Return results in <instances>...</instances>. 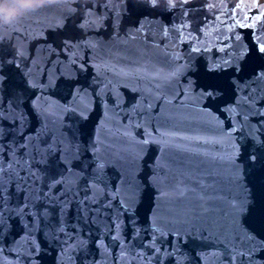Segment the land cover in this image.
Wrapping results in <instances>:
<instances>
[{"label": "water", "instance_id": "obj_1", "mask_svg": "<svg viewBox=\"0 0 264 264\" xmlns=\"http://www.w3.org/2000/svg\"><path fill=\"white\" fill-rule=\"evenodd\" d=\"M25 2L0 0V264H250L264 131L226 129L264 119V0Z\"/></svg>", "mask_w": 264, "mask_h": 264}, {"label": "snow or ice", "instance_id": "obj_2", "mask_svg": "<svg viewBox=\"0 0 264 264\" xmlns=\"http://www.w3.org/2000/svg\"><path fill=\"white\" fill-rule=\"evenodd\" d=\"M261 47H264V45H262ZM238 115L240 116V123H241V127L240 128H236V126L234 124L231 123L230 121V125L229 128L226 129L227 132H232V131H242L243 130V123L245 120H248V122L252 125V130L249 132V135H252L254 139L259 140V136L256 135L257 133L264 131V119L261 120H255L253 121L251 119V117H245L243 115H240L238 113ZM262 115H264V113H262ZM252 159L254 160L255 158L252 157ZM240 254L242 256H246L249 261L250 264H264V257H257L256 253L257 252H264V238H260L259 241V247L252 252H245L244 249H240ZM236 259L234 253L232 255H230V264H233V261ZM177 264H180L179 261H177Z\"/></svg>", "mask_w": 264, "mask_h": 264}, {"label": "clouds", "instance_id": "obj_3", "mask_svg": "<svg viewBox=\"0 0 264 264\" xmlns=\"http://www.w3.org/2000/svg\"><path fill=\"white\" fill-rule=\"evenodd\" d=\"M45 2H52V0H26L25 7H38Z\"/></svg>", "mask_w": 264, "mask_h": 264}]
</instances>
